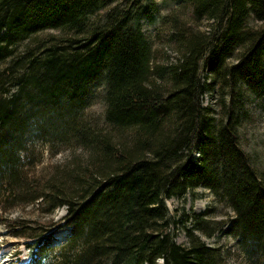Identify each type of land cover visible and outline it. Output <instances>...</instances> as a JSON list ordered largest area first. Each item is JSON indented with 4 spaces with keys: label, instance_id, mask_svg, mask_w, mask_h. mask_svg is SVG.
<instances>
[{
    "label": "trees",
    "instance_id": "trees-1",
    "mask_svg": "<svg viewBox=\"0 0 264 264\" xmlns=\"http://www.w3.org/2000/svg\"><path fill=\"white\" fill-rule=\"evenodd\" d=\"M174 1L211 22L163 17L179 57L160 65L140 24L153 0H0V214L65 209L44 226L0 220L26 238L27 264H224L199 235L220 228L208 212L182 206L188 243L175 241L166 199L198 187L232 209L227 231L264 264V182L240 144L236 91L241 82L264 109V0ZM50 29L62 35L34 39ZM214 83L227 90L218 119L202 101ZM96 95L105 125L84 116ZM38 141L70 151L45 177Z\"/></svg>",
    "mask_w": 264,
    "mask_h": 264
},
{
    "label": "rangeland",
    "instance_id": "rangeland-1",
    "mask_svg": "<svg viewBox=\"0 0 264 264\" xmlns=\"http://www.w3.org/2000/svg\"><path fill=\"white\" fill-rule=\"evenodd\" d=\"M151 15H144L140 24L142 30L147 35L153 48L154 61L157 64L165 65L174 62L179 57V46L169 38V25L163 24L162 19L168 14L177 18L186 27H196L199 30H207L211 20L203 19L194 22L191 19L189 8L178 5L174 0H153ZM104 12L100 10L98 16ZM49 35L61 36L59 30L50 29L37 34L34 39L42 40ZM20 46V45H18ZM208 76L207 68L202 72V79ZM209 77V76H208ZM227 92V90H222ZM216 83L212 84L209 93L202 97L203 104L211 108V115L218 119L223 113L222 98L223 93ZM236 91L239 93L240 107L242 110V120L239 125V140L241 147L248 153L251 161L264 182V109L260 98L254 96L241 82L238 83ZM97 94H101V88L98 86ZM228 95L226 94L225 97ZM85 119L92 121L97 125L104 123V104L101 95L94 97L92 104L85 110ZM36 150H41L40 162L36 166V174L47 176L54 165L66 162L70 157V151L67 147H52L48 144L38 141ZM198 156L197 152L193 157ZM82 158V156L80 157ZM197 195L193 197L188 192L184 197H170L166 199V205L169 214L177 222L174 229L175 241L179 244L187 245L188 239L185 234L184 224L189 226L190 217L181 213V207L184 206L186 214H200L208 212L206 217L211 220L221 222L220 228L211 236L200 235L201 239L208 246L217 247L223 253L224 264H250L249 259L241 251L237 238L230 234L227 229L234 217L232 209L208 189L198 187ZM176 210V213H175ZM175 213V214H174ZM65 215V209L57 208L51 215L45 216L36 206H14L4 213L0 214V220L9 222L27 219L35 224L46 225L47 220L52 218L58 221ZM9 232V233H8ZM67 227H62L53 233L55 241L61 244L65 241ZM26 238L14 237L3 225H0V264H27L28 249L25 247Z\"/></svg>",
    "mask_w": 264,
    "mask_h": 264
}]
</instances>
